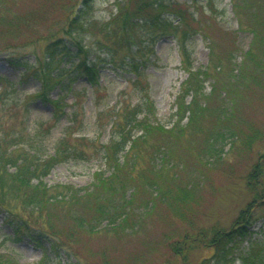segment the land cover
Listing matches in <instances>:
<instances>
[{"label": "rangeland", "instance_id": "rangeland-1", "mask_svg": "<svg viewBox=\"0 0 264 264\" xmlns=\"http://www.w3.org/2000/svg\"><path fill=\"white\" fill-rule=\"evenodd\" d=\"M115 1L95 0L93 28L78 35L61 36L69 44L71 40L78 41L92 57L105 60L107 67L103 69L98 88H92L84 79L74 84L76 93L66 96L65 105L58 111L56 136L75 113V133L104 141L108 133L100 132L109 120L107 108L123 101H137V89L129 85V79L136 76L129 59H123L132 56L114 49L118 48L114 45V29L108 23L119 9ZM156 2L153 7L141 10L142 21L181 18L184 27L190 25L194 29L197 26L201 30V36L192 43V57L194 70L204 71L210 66L206 97L202 99L203 110L210 114L180 121L175 101L188 73L182 67L173 36L163 37L148 24L133 28L129 38L137 44L147 41L150 44L156 39L151 51L147 49V54L143 51L138 55H144L147 60L142 82L155 104V114L147 121L149 131L143 133L136 129L134 132L137 143L133 154L142 157V170L137 172L140 175L134 182L128 180L134 192L129 187L127 196L133 202L131 218L140 221L139 227L108 232L107 222L93 231L78 226L77 217L91 221L97 213L93 173L100 168L108 173L109 167L100 159L61 163L43 182L49 188L67 185L79 189L85 194V200L74 199V196L61 202L47 200L42 214L34 209L37 211L35 218L51 225L52 231L73 250H65L67 255L62 254L61 263H48L44 252L29 238L14 241V230L0 216V255L10 256L18 264H198L214 250L206 248L205 243L197 246L189 240L185 244V239L215 228L230 230L239 221L258 233L254 238L264 241L262 201L256 203L255 212L247 208L248 214L243 213L252 200L250 175L264 154V72L259 68L262 64L257 69L252 67L255 59L259 63L264 61V38L252 33L256 24L253 10L264 14V0ZM0 3V15L7 17L3 24H8L11 14L18 16L19 21L20 17L30 21V25L18 27L16 37L0 32V49L7 43L14 44L0 52V76L17 82L23 67L13 64L10 58L30 57L35 64L36 55H48L49 41L61 35L57 31L65 22L67 8L64 1L58 0H0ZM160 5L166 7L160 8ZM195 17L198 21L194 23ZM112 57H117V65L110 64ZM218 65L221 69H216ZM22 88L23 93L18 96L30 102V125L52 123V106L33 99L39 84L30 79ZM51 95L56 99L58 90ZM217 131L224 136L214 141ZM49 142L52 144L53 140ZM52 152L51 149L49 153ZM126 178L124 175L121 179ZM256 181L264 186V178H256ZM182 198L188 200L184 202ZM34 210L31 207L17 209L24 216ZM240 217L242 219L238 220ZM177 246L182 251H177V255H182L183 261L178 260L173 251Z\"/></svg>", "mask_w": 264, "mask_h": 264}, {"label": "trees", "instance_id": "trees-1", "mask_svg": "<svg viewBox=\"0 0 264 264\" xmlns=\"http://www.w3.org/2000/svg\"><path fill=\"white\" fill-rule=\"evenodd\" d=\"M58 1L60 3L64 1L63 5L67 8L68 15L57 31L61 35L54 39L55 35L49 41L46 49L48 55L43 57L36 55L35 64L31 63L30 57L22 59L21 56L20 58L18 55L13 56L10 58L11 62L23 67L19 81L11 82L0 76V216L14 230V241L29 238L37 248L44 252L45 261L48 263L53 261L61 263L62 254L67 255L66 252L73 248L68 247L52 231L51 225L36 219L35 212L37 211L34 209L38 210L37 213L42 214L46 208L47 200L61 202L73 196L74 199L79 197L85 200V194L82 195L79 189L75 190L67 185L49 188L43 182L44 178L58 164L100 159L105 166L109 167V174L102 168L93 173L92 186L97 191L96 199L94 197L93 199L98 204L97 213L91 221L77 217L80 221L78 226L93 231V229L97 230L102 223L107 222L108 232H118L125 228L133 230L139 227L140 221L131 218L133 202L127 196L129 187L134 192V188L128 180L134 182L137 175H140L137 172L142 170L140 168L142 157L138 153L133 154L137 143L134 132L136 129L143 133L149 131L147 121L150 116L155 114V104L148 94L145 83L142 82V73H144L147 60L143 58L144 55H141L142 57H138V55L143 51L147 54V49L151 51L156 39H153L150 44L148 41L137 44L129 38L133 28L140 24H148L155 32H161L163 37L173 36L178 46L182 67L188 73L175 101L176 116L180 121L186 118L191 121L194 116L199 114L204 116L207 113L210 114L206 109L203 110L202 106V99L206 97V81L211 76L210 66L204 71L194 70L192 57V43L195 38L201 36V30L197 26L194 29L190 25L184 27V20L179 17L177 20L151 18L142 21L139 16L141 10L145 11L149 7H153L154 4H157V0H128L129 3L126 0H116L115 3L119 7L118 12L108 20V23L114 29L113 40L116 41L114 45L118 47L114 49L118 52L122 50L128 56L129 54L132 56L123 59H129L128 63L131 64V70L136 76L129 79V85H133L137 89V101L136 103L123 101L121 104L107 108L109 120L103 127L104 131L100 132L108 133L106 141L100 140L99 137L88 138L83 133H75L73 131V126L76 123L75 113L71 115L68 124L61 129L60 134L54 135L58 111L65 105L66 96L76 93L74 84L84 79L92 88H98L103 76V69L107 67L104 63L105 60L100 57H92L78 41L71 40L69 44L64 41L65 38L61 37L64 34L68 37L73 34L78 35L93 28L95 0ZM165 7L161 6L160 8ZM253 12L256 22L254 30L252 29L253 36L257 34L264 38V26L261 25L264 23V14L256 9ZM234 14L237 16L236 11ZM11 15L8 24H3L7 17L0 15V32L16 37L18 27L30 25L28 24L30 21H24L22 17L19 21L18 16ZM193 21L195 23L198 20L195 17ZM12 46L14 44L7 43L6 46L1 47L0 52ZM262 47L264 48V44ZM262 54L264 55V49ZM117 62V57H112L110 64L117 65ZM259 64H262L259 68L264 72V61L259 63L258 60H253V69H257ZM221 67L218 65L216 69H221ZM30 79L39 84V89L33 99L52 106L50 121L53 120L54 123L38 122L30 125L29 115L32 109L30 102L18 96L19 93H23L24 82ZM55 90H58V97L52 99L51 94ZM219 115L221 116L220 113ZM98 119H100L99 116H97V123ZM219 126H223L221 122H219ZM214 135V141H218L221 135L224 136L222 132L218 131ZM50 139L53 140L52 144L49 142ZM210 147L215 148L214 145H210ZM51 149L53 152L49 153ZM124 175H127V178L122 180ZM259 177L264 178V154L261 155V161L255 164L250 175L249 187L253 191L252 200L246 205L243 213L248 214L247 208H250L249 212H255L258 201H262L261 204H264V186L256 181V178ZM184 198H182L184 202L188 200H184ZM28 207L34 210L30 212L31 214L28 213L29 215L24 216L17 211L18 208L27 210ZM138 214L140 215L139 212ZM141 215L143 214L141 213ZM240 219L242 218L240 217L238 220ZM254 234L258 233L244 221H239L230 230L215 228L209 232L201 231L195 236L185 239V244L189 240L197 246L205 243L206 248L214 250L210 257L203 258L198 264H264V241L254 238ZM175 248L173 251L176 255L177 251L182 253L178 246ZM177 256L178 260L183 261L182 255ZM0 264L18 263L10 256L0 255Z\"/></svg>", "mask_w": 264, "mask_h": 264}]
</instances>
